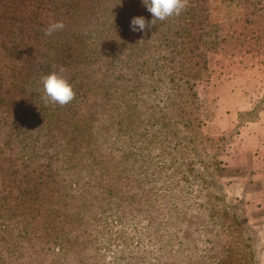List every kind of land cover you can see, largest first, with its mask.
<instances>
[{
    "label": "rangeland",
    "instance_id": "obj_1",
    "mask_svg": "<svg viewBox=\"0 0 264 264\" xmlns=\"http://www.w3.org/2000/svg\"><path fill=\"white\" fill-rule=\"evenodd\" d=\"M136 16L142 0H0V152L34 154L40 185L13 201L42 207L33 248L6 253L0 226V264H264V0H187L147 33ZM61 66L63 107L41 84Z\"/></svg>",
    "mask_w": 264,
    "mask_h": 264
},
{
    "label": "trees",
    "instance_id": "obj_2",
    "mask_svg": "<svg viewBox=\"0 0 264 264\" xmlns=\"http://www.w3.org/2000/svg\"><path fill=\"white\" fill-rule=\"evenodd\" d=\"M208 19L210 20V16L208 17ZM1 102L6 104V106L8 107L15 105L13 100L3 99ZM8 120L9 119L6 117L5 123H7V125L9 126V132L5 136V141H7L6 144L10 145L11 141H13L14 138L22 137L20 136V131L17 130L16 125L13 124V121ZM28 153L29 152L25 151L15 153L11 150H9L8 152H0V159H8L9 161L8 168H6V170L8 171L4 178L5 182L7 184L12 183V185L8 187L7 191L3 189L2 193L0 194V217H2L0 226L2 225L5 231V233H2V238L7 240V242H5L3 245V250H5L6 253L7 249L9 248L8 246L10 241H13L11 244L13 245V247H15L14 245L18 247L16 248L17 253L18 250L21 249V246L23 249L27 244L29 248H33L30 238H32L37 232L35 223L39 221L38 219L40 217V215L37 214L42 212V207H39L38 204L32 202V198L30 196H27L28 193H23L24 201H28L27 203L23 202V204L20 205L21 203H16L15 201H13V198H16L14 187L15 184H17V181L18 183H25V189L23 188V192H25L28 188V186L26 185L27 182H29V185H35V187L37 188L40 185L39 180H35L33 178L38 169L37 165H39V162L36 161L34 154H31L29 157L24 158ZM19 171H24L25 174L30 173L31 175L29 177H26V175H19ZM27 190H29V188ZM45 223H48V220H46ZM47 226H51L50 221ZM68 241L69 240L67 238L59 240V242L64 245H66ZM23 243H25L26 245H24ZM55 245L58 251L63 246H58V244Z\"/></svg>",
    "mask_w": 264,
    "mask_h": 264
},
{
    "label": "clouds",
    "instance_id": "obj_3",
    "mask_svg": "<svg viewBox=\"0 0 264 264\" xmlns=\"http://www.w3.org/2000/svg\"><path fill=\"white\" fill-rule=\"evenodd\" d=\"M142 3L151 14L152 19L149 21L144 16L133 17L130 22L132 32L147 33L156 25L157 21L180 16L187 6V0H142ZM64 28V22L57 20L50 22L43 31L45 36H53L55 33L63 31ZM64 72L65 69L61 66L41 77L45 103L63 107L75 99L74 86L63 75Z\"/></svg>",
    "mask_w": 264,
    "mask_h": 264
}]
</instances>
